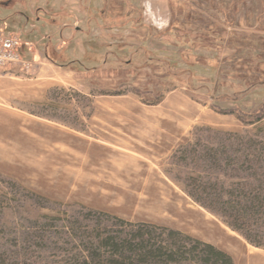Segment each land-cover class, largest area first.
<instances>
[{
    "label": "rangeland",
    "instance_id": "rangeland-1",
    "mask_svg": "<svg viewBox=\"0 0 264 264\" xmlns=\"http://www.w3.org/2000/svg\"><path fill=\"white\" fill-rule=\"evenodd\" d=\"M16 2L59 23L30 40L28 26H0L32 64L0 68V264H86L129 223L218 244L238 264L264 252V216L238 222L252 242L191 194L223 211L201 183L231 201L264 190V0L149 1L161 23L128 0L0 6ZM77 17L86 32L59 30Z\"/></svg>",
    "mask_w": 264,
    "mask_h": 264
},
{
    "label": "trees",
    "instance_id": "trees-1",
    "mask_svg": "<svg viewBox=\"0 0 264 264\" xmlns=\"http://www.w3.org/2000/svg\"><path fill=\"white\" fill-rule=\"evenodd\" d=\"M211 156L217 158V155ZM247 188L245 186L238 190L243 195L242 200L231 201L226 200L227 195L224 196L222 191L210 193L214 189L201 183L198 192L206 194L205 196L212 198L213 202H218L223 206V211L209 204L204 196L193 192L191 194L206 208L234 219V222L228 221L229 224L252 241L251 236L245 233L243 226L238 222L244 218L247 220L264 216V190L253 189L248 192ZM229 194L237 197L235 190ZM128 225L135 229L110 232L107 237H102L98 246L89 249L92 260L86 264H237L228 252L183 231L146 223Z\"/></svg>",
    "mask_w": 264,
    "mask_h": 264
},
{
    "label": "crops",
    "instance_id": "crops-1",
    "mask_svg": "<svg viewBox=\"0 0 264 264\" xmlns=\"http://www.w3.org/2000/svg\"><path fill=\"white\" fill-rule=\"evenodd\" d=\"M149 1H152L154 4H157L155 2L156 0H128V2L131 3V6L134 7V9L136 11L142 12L144 14V16L146 15V19L148 22H149V20L150 21L155 20L156 23H159V22L161 23L165 18H168L167 17L168 13H166V15H164L163 13H160L159 6L154 5V7L150 6V8H148L147 3ZM152 2H150V3L153 5ZM41 8L42 9H40V11L38 12V14H40V15H38V17H37V20H36L37 24H35L34 23V15L36 14V11L28 10L26 7L22 6L20 3L18 4L17 2L14 4H12V3L8 4L2 8L0 6V26H3L6 24L9 27V29H11V31H13V32H18V31L24 30L28 26V29H25V30H27V33L25 35H26V37H29V39H27V40H30L35 36L37 37L39 30L38 29L33 30V28L36 29L38 27H42L43 29L48 30V29H50V27H51V29L53 27V29H54L55 24L57 26V23H59V18H57V17H52L51 15L48 17H45V15H46L45 13L48 11L45 10L43 7H41ZM150 10H152L151 14H149ZM150 17H152V20L150 19ZM56 19L58 21H56ZM60 26H62V27L59 30H61L62 28H68V29L71 28L72 29L73 26H75L74 29H77L79 31V34H81L82 32H86V29L82 25V19H80L79 17L76 18V21L74 22V24L72 22H68V23H63ZM30 28H32V29H30ZM56 30H58V29L56 28ZM70 32L71 31H68V33H70ZM68 33L66 35L69 36ZM29 44H30L31 48H33V49L35 48L33 43L29 42ZM44 44H43V46L45 47ZM24 50H25L24 51L25 55L29 56L28 48L25 47ZM47 52H48L47 47H45L46 55H47ZM212 243H214V242H212ZM218 247H219V245H218ZM220 248H222V250H224L228 253H231L229 249H225L221 246H220ZM262 254H264V252L250 253L249 254V264H264V256ZM234 258H235L236 263H237L236 257H234Z\"/></svg>",
    "mask_w": 264,
    "mask_h": 264
},
{
    "label": "built area",
    "instance_id": "built-area-1",
    "mask_svg": "<svg viewBox=\"0 0 264 264\" xmlns=\"http://www.w3.org/2000/svg\"><path fill=\"white\" fill-rule=\"evenodd\" d=\"M22 44L20 36L7 33L0 28V68L17 65L29 71L32 69Z\"/></svg>",
    "mask_w": 264,
    "mask_h": 264
}]
</instances>
